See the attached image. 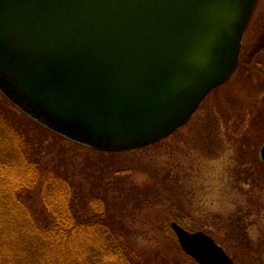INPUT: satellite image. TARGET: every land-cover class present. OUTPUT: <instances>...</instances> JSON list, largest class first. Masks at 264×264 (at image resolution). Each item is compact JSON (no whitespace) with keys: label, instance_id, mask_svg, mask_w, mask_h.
I'll return each mask as SVG.
<instances>
[{"label":"water","instance_id":"1","mask_svg":"<svg viewBox=\"0 0 264 264\" xmlns=\"http://www.w3.org/2000/svg\"><path fill=\"white\" fill-rule=\"evenodd\" d=\"M257 1L0 0V92L95 150L156 143L232 75ZM171 228L197 264H233L204 232Z\"/></svg>","mask_w":264,"mask_h":264},{"label":"rangeland","instance_id":"2","mask_svg":"<svg viewBox=\"0 0 264 264\" xmlns=\"http://www.w3.org/2000/svg\"><path fill=\"white\" fill-rule=\"evenodd\" d=\"M240 82L232 76L211 91L173 134L125 152H101L58 136L1 92L0 121L20 128L40 162L71 179L79 211L89 212L91 199L103 200L100 219L112 224L135 264H195L172 222L211 236L234 264H264V163L258 157L264 88ZM43 176L24 194L39 215H46Z\"/></svg>","mask_w":264,"mask_h":264},{"label":"trees","instance_id":"3","mask_svg":"<svg viewBox=\"0 0 264 264\" xmlns=\"http://www.w3.org/2000/svg\"><path fill=\"white\" fill-rule=\"evenodd\" d=\"M25 137L0 121V264H135L126 242L100 219L103 200L91 199L89 212L79 211L71 179L42 164ZM41 173L46 215L36 213L31 196L24 197Z\"/></svg>","mask_w":264,"mask_h":264},{"label":"flooded vegetation","instance_id":"4","mask_svg":"<svg viewBox=\"0 0 264 264\" xmlns=\"http://www.w3.org/2000/svg\"><path fill=\"white\" fill-rule=\"evenodd\" d=\"M232 76L241 81L240 84L249 83L254 90L264 88V0H258L243 34L238 64Z\"/></svg>","mask_w":264,"mask_h":264}]
</instances>
